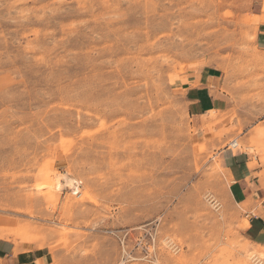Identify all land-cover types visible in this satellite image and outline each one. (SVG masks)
<instances>
[{"label":"rangeland","instance_id":"374dc122","mask_svg":"<svg viewBox=\"0 0 264 264\" xmlns=\"http://www.w3.org/2000/svg\"><path fill=\"white\" fill-rule=\"evenodd\" d=\"M259 2L0 0V241L37 264H264L218 159L249 125L264 151ZM203 66L229 103L205 124L176 90Z\"/></svg>","mask_w":264,"mask_h":264},{"label":"crops","instance_id":"0c3cea01","mask_svg":"<svg viewBox=\"0 0 264 264\" xmlns=\"http://www.w3.org/2000/svg\"><path fill=\"white\" fill-rule=\"evenodd\" d=\"M261 17L260 39L264 46V0H259ZM176 90L184 97L188 111L201 124L214 118L213 112L229 106L226 83L216 66L188 68L178 76ZM211 116L202 121V117ZM253 124V123H251ZM253 125L247 127L242 137L244 147L231 144L218 152V159L229 179V193L235 204L242 206L244 219L249 223L244 236L254 245L264 246V151L251 146ZM36 254L16 256L13 247L0 241V264H37Z\"/></svg>","mask_w":264,"mask_h":264},{"label":"bare ground","instance_id":"6f19581e","mask_svg":"<svg viewBox=\"0 0 264 264\" xmlns=\"http://www.w3.org/2000/svg\"><path fill=\"white\" fill-rule=\"evenodd\" d=\"M64 179V182H65V184L66 185H71L72 186V184L74 183V180L72 179V178H70V177H68V176H66V177H64V178H62V180ZM62 181L61 180H58V187L61 189V187H62V183H61ZM74 185V184H73ZM79 186L78 185H76V189L78 188ZM73 188H74V186H73ZM253 258H255V259H257V260H261L260 258H257V257H253Z\"/></svg>","mask_w":264,"mask_h":264},{"label":"built area","instance_id":"2783aa9c","mask_svg":"<svg viewBox=\"0 0 264 264\" xmlns=\"http://www.w3.org/2000/svg\"><path fill=\"white\" fill-rule=\"evenodd\" d=\"M231 146H232L233 148H237V147H238V143H237L236 141H234V142L231 144Z\"/></svg>","mask_w":264,"mask_h":264}]
</instances>
